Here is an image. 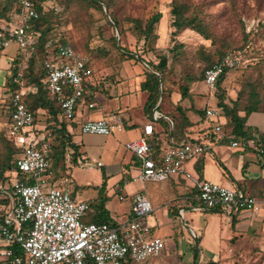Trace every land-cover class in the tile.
Listing matches in <instances>:
<instances>
[{
	"label": "rangeland",
	"instance_id": "obj_1",
	"mask_svg": "<svg viewBox=\"0 0 264 264\" xmlns=\"http://www.w3.org/2000/svg\"><path fill=\"white\" fill-rule=\"evenodd\" d=\"M106 1L110 6L108 8L106 4H103L101 11L95 8L87 10L79 7L67 9L55 4L53 0H46L43 4L49 11V16L52 15L54 6L55 14L59 15L54 24L55 28L50 34L51 40L53 43L65 39L74 44L90 60L94 83L98 84V89L95 90L98 103L108 101L110 105L116 107L119 102L124 104L128 99L135 100V118H142L138 115L142 96L140 92L134 90V86L140 73L151 69L144 60L152 64L158 61L159 55H168L169 69L163 83L164 97H166L168 87L179 90L181 85H186L190 80H196L194 77L201 72V63L196 52L200 44L210 45L211 41L192 29H185L175 37L173 36L170 14L173 0ZM185 1L198 7L200 17L209 25L210 31L216 37L231 41L233 46L241 45L246 38H250L255 42L254 49H260L264 53V0ZM17 8L15 0H0V20L14 18L20 26L22 21L20 22V15L16 12ZM156 11L163 13L162 20L156 26L158 38L155 41H145L132 30L128 17L146 19ZM111 15L118 17L120 21L118 29L109 24ZM2 23L6 26L4 21ZM121 29L123 34L120 33ZM246 31L249 32L248 36ZM115 34L118 35L119 45H123L126 50L135 54L134 59L125 56L121 50L113 46L111 38ZM176 41L183 43L178 58H174L170 51ZM98 47L109 49V55L96 56L99 53ZM17 48L18 44L13 42L0 52V131L5 129L8 118L6 106L8 92L5 80L11 59L17 55ZM257 61V59H251V64H245L238 69L234 68L229 73L225 83L229 99L235 98L242 85L248 81L257 86L264 95V64H259ZM124 74L128 75L125 80L119 85H114L117 77ZM197 87L202 94H194L196 104L204 105L207 101L210 106L216 107L213 91L206 83L199 82ZM125 88H130L131 92H125L122 95L121 90ZM176 98L178 97L174 94L172 99L176 100ZM44 117L39 120L38 126H44ZM221 119H224L223 116L220 117ZM213 120L218 119L213 118ZM74 131L83 151V163L72 166L70 181L66 180V184L76 189L79 198L95 202V198L103 195L107 198V207L112 213L118 219L124 220L131 200L130 195L125 200H121L120 195L138 188L146 190L149 195L153 204V212L149 217L154 226L153 234L164 239L165 247L156 258L142 261L140 264H206L210 260L214 264H264V253H231L232 257L224 253L221 257H213L210 260L207 259L208 253L202 247L199 253L193 230L199 232V228L207 223L205 212H190L192 210L188 209L185 215L179 213L173 218L168 209L167 200L176 206L180 199L175 197L173 191L166 188L165 180H146L144 183L130 180L124 184L125 188L120 186L126 181L128 172L126 165L132 155L125 144L138 138L139 125L125 128L112 135L83 133L80 127ZM41 136L44 134L42 133ZM98 162H101L102 166H98ZM132 172L134 173V169ZM14 180L15 178L12 181ZM181 204L189 207L184 201ZM193 214L195 215L192 217ZM202 245L204 246L203 243Z\"/></svg>",
	"mask_w": 264,
	"mask_h": 264
},
{
	"label": "built area",
	"instance_id": "obj_2",
	"mask_svg": "<svg viewBox=\"0 0 264 264\" xmlns=\"http://www.w3.org/2000/svg\"><path fill=\"white\" fill-rule=\"evenodd\" d=\"M20 7L21 25H0V44L7 47L15 42L21 49L34 50L30 20L37 18L39 13L31 0H21ZM241 66L239 56H228L205 71V83L215 90L225 69ZM45 67L50 95L58 100L64 116L74 120L79 102L93 94L90 87L93 68L86 56L70 45H60L57 56L45 60ZM25 92L23 89L13 95L8 131L22 149L16 165L33 182L15 179L11 188L12 203L0 215V236L4 243L0 255L5 258V264H140L160 255L165 241L153 234L154 226L149 220L153 204L145 193L137 192L131 196L132 216L125 223H98L87 220L92 208L89 201L77 200L69 188L50 183L47 173L49 143H41L43 136L34 123V113L23 101ZM206 114L216 119L222 115L219 108L207 109ZM159 117L160 113L155 111L154 118ZM122 128L120 121L106 117L81 124L83 133L101 135H110ZM214 129L222 130L218 120ZM153 133V123H146L143 134L126 143V148L140 159L139 179L162 181L172 175H185L197 185L201 207L220 209L229 214H259L264 220V200L241 188L198 180L187 171L186 162L206 151L205 144L193 139L176 141L171 138L157 160L149 141ZM232 145L238 146L239 142L233 141ZM98 166L102 163L98 162ZM126 198L120 196L121 200ZM17 247L23 253L16 252Z\"/></svg>",
	"mask_w": 264,
	"mask_h": 264
},
{
	"label": "trees",
	"instance_id": "obj_3",
	"mask_svg": "<svg viewBox=\"0 0 264 264\" xmlns=\"http://www.w3.org/2000/svg\"><path fill=\"white\" fill-rule=\"evenodd\" d=\"M12 1V0H7ZM18 8L17 13L20 15L21 0H15ZM39 15L37 18L30 20L29 32L34 38L35 49H21L19 48L17 55L12 57L8 73L5 80L7 87L8 98L6 106L8 109V118L5 123V129L0 131V194L2 188L8 183L7 189L11 190L13 178L18 180H27L32 183L33 180L27 178V173L18 169L16 165L17 158L21 155L22 149L17 143L16 139L9 134L8 125L11 122L10 115L13 109V95L16 91L25 89L23 101L27 107L34 113V123L38 125L39 120L44 116V126L40 130V134H44L41 143H49V151L47 157L50 163L48 172L50 174V183L64 187L66 180L70 177V170L72 166L83 163L80 147L81 145L74 140L75 129L77 124L75 120L67 119L62 111L58 100L52 97L47 86V69L45 67V60L57 56L58 47L60 45H70L77 52L82 53L76 46L65 39L54 41L50 34L55 28V22L59 18L58 13L55 14L56 7H52V15L49 16V11L44 7L46 0H31ZM55 4L62 5L67 9L72 7H79L81 9L95 8L103 10V4L109 8L106 0H53ZM171 26L173 27L172 34L175 37L185 29H192L210 40V45L204 43L199 45L197 50L198 60L201 63V72L195 76L197 81L204 80L205 71L212 67L215 63L228 56H239L242 60V66L251 64V59H257V63L264 64V53L260 49H254V41L246 38L243 44L233 46L231 41L216 37L209 28V25L199 15L198 7L185 0H173L171 3ZM163 13L161 11L154 12L151 16L143 19L141 17H128L131 23V28L135 34L145 41H155L158 38L156 33V26L162 20ZM109 24L115 29L120 27V21L117 16L111 15ZM0 25H3L0 20ZM7 27L11 26L8 23ZM123 34V29L120 30ZM247 36L249 32L246 31ZM111 42L115 48H118L122 53L131 58H135V54L126 50L123 45H119L118 35L115 34L111 38ZM253 46V47H252ZM183 43L176 41L174 47L170 49L172 56L178 58L180 49ZM5 47L0 44V52ZM99 53L96 56L104 57L109 55L110 51L107 48L98 47ZM86 56L84 53H82ZM87 58V57H86ZM259 58V59H258ZM88 59V58H87ZM261 59V60H260ZM148 69L145 74V80L141 84V88L146 91L147 99L145 102V112L152 117V111L157 106L161 97L164 96L163 82L166 73L169 69V57L166 54L159 55L157 62L145 61ZM88 64L90 60L88 59ZM240 67H237V69ZM233 69H225L219 76L215 96L217 98V107L221 114L227 118L231 125V134L235 140L245 141L252 136L251 128L247 125L248 118L252 112H264V95L258 90L252 82L244 83L241 89L237 92L235 98L229 99V92L225 86L227 77ZM90 87L95 89L94 81L90 82ZM182 96H187L188 86H180ZM163 95V96H162ZM175 111L179 115H171L170 119L159 118L162 125V130H156L150 137L149 141L152 146L153 154L157 160L162 152L163 138L170 141L171 138L176 141L186 139L188 128L193 123L189 120L186 110L181 105H177ZM201 116H206V109H198ZM44 115V116H43ZM155 122V121H154ZM45 132V133H44ZM264 140V132L260 135ZM205 152L200 153L197 157V171L200 176L203 173V163ZM80 161V162H79ZM201 178V177H200ZM202 180V179H201ZM61 183V184H58ZM199 190H197V195ZM7 200V199H5ZM107 198L99 195L95 202L91 203L94 207L88 221L94 222H108L113 223L106 208ZM210 211H220V209H211ZM177 212V211H176ZM174 215L176 213L174 212ZM16 252L23 253L21 248H16Z\"/></svg>",
	"mask_w": 264,
	"mask_h": 264
},
{
	"label": "crops",
	"instance_id": "obj_4",
	"mask_svg": "<svg viewBox=\"0 0 264 264\" xmlns=\"http://www.w3.org/2000/svg\"><path fill=\"white\" fill-rule=\"evenodd\" d=\"M6 24L8 23L12 27H17L19 24L14 18H4ZM22 21L20 14V22ZM19 50L17 48L16 53ZM127 74L120 75L115 80L114 85H119L120 82L124 81ZM146 74L140 73L137 82L135 83L134 90L140 92L142 96V102H140L141 107L138 111L139 117L135 118V100L128 99L122 104L119 102L118 106H112L108 101L104 103H98L95 90L98 89V84L94 83L95 89H92L93 94L90 96H85L78 104L75 122L77 128H81V124L88 120H96L100 118H109L111 120L116 119L123 124V128L116 130L114 133L125 130V128H131L139 125V135L138 138L143 134V128L146 123L152 122L154 125V132L156 130H162V125L159 118L170 119V116L175 114L179 115V112L175 111L177 105H181L183 109L186 110V114L193 125L188 128L187 138L202 142L208 148L205 152V158L203 163V173L199 174L197 171L196 163L198 157L191 159L186 162L185 167L191 175L198 180H210L225 185H230L233 187L243 189L247 194L256 197L259 200H264V140L260 138V135L264 132V112L255 111L252 112L248 118L247 125L251 128L252 136L243 140H235L231 134V125L228 123L227 118L223 115V120L220 118L218 121L222 125V130L220 132L215 131L214 126L217 120L206 116H201L198 113V109H217V98L215 96V90L213 94L216 99V107H212L206 101L203 105L196 104V97L194 94L201 95L202 92L198 90L197 85L199 82L197 80H190L186 85L189 90L187 96L183 97L181 90L172 89L168 87V94L166 97H161L157 106L152 111V117L149 118L145 112V102L147 99V93L141 88L142 82L145 80ZM94 81L92 76L91 81ZM164 83V82H163ZM207 85V84H206ZM208 86V85H207ZM164 87V85H163ZM107 93L106 91H104ZM122 95L125 92H131L130 88H125L121 90ZM177 96L176 100H173V95ZM111 96V94L109 93ZM93 104V106H90ZM203 107V108H202ZM160 113L158 119L154 118V112ZM155 121V122H154ZM38 132L43 129L36 125ZM76 128V129H77ZM112 133V134H114ZM110 134V135H112ZM74 140L79 143L74 135ZM185 140V139H184ZM238 141V146H233L232 142ZM170 141H166L163 138L162 148H166ZM80 144V143H79ZM81 145V144H80ZM126 146V144H125ZM81 155L83 156L82 148L80 147ZM127 176L126 181L120 186L125 188V183L130 180L145 182L138 178L140 173V159L132 153L131 158L126 165ZM134 169V173L132 172ZM70 172V171H69ZM71 175V173H70ZM201 177V178H200ZM70 181V177L68 178ZM166 181V188L175 193V197L180 199L177 205L170 204L168 201V209L171 212V216L174 218L179 213L186 214L187 210L192 211H204L207 223L199 228V232L193 230L195 233V239L199 249V253L203 248L206 253H208L207 259L213 257H221L224 253L231 256V253H264V220L259 214H250L248 212H235L227 213L223 210L220 211H210L201 207L200 201L197 197L198 187L194 183L192 178L186 177L185 175H172ZM64 187L69 188L72 191V195L77 200H84L79 198L76 193V189H73L70 184H66ZM137 192H143L148 197L146 190L141 188L135 189L125 195L126 197L134 195ZM120 195V196H121ZM7 199V200H5ZM97 198H95L96 200ZM11 190L7 188H2L0 194V215L6 212L11 205ZM87 201V200H86ZM186 202L189 207H184L181 203ZM93 203V202H90ZM92 206V204H91ZM111 219L114 224H121L128 221L132 216V202L130 203L126 218L124 220L118 219L112 211L107 207ZM94 207H92L93 211ZM88 214L87 219L90 218L91 212ZM177 211V212H176ZM174 212L176 215H174ZM202 214V213H201ZM195 214L192 215V217ZM94 222V221H93ZM154 229V228H153ZM198 232V233H197ZM204 244V246L202 245ZM4 243L0 236V250L3 248ZM202 247V248H201ZM232 257V256H231ZM0 264H5V258L0 255ZM206 264H214L211 260Z\"/></svg>",
	"mask_w": 264,
	"mask_h": 264
}]
</instances>
